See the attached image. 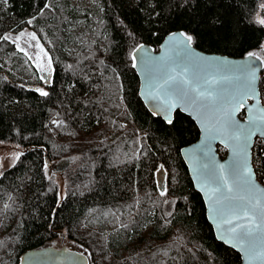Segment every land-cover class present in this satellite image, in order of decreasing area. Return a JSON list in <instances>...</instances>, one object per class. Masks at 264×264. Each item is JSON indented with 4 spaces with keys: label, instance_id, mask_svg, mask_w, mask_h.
I'll list each match as a JSON object with an SVG mask.
<instances>
[{
    "label": "trees",
    "instance_id": "obj_1",
    "mask_svg": "<svg viewBox=\"0 0 264 264\" xmlns=\"http://www.w3.org/2000/svg\"><path fill=\"white\" fill-rule=\"evenodd\" d=\"M260 19L264 0H0V143L25 148L13 166L0 161V264L60 236L90 264H241L217 240L181 155L199 139L196 123L149 112L133 56L181 31L206 53L264 61ZM26 30L50 56L49 84L10 40ZM260 89L264 104V71ZM253 164L264 185L259 138Z\"/></svg>",
    "mask_w": 264,
    "mask_h": 264
},
{
    "label": "water",
    "instance_id": "obj_2",
    "mask_svg": "<svg viewBox=\"0 0 264 264\" xmlns=\"http://www.w3.org/2000/svg\"><path fill=\"white\" fill-rule=\"evenodd\" d=\"M180 33L184 32L178 31L166 36L158 50L144 45L143 48L140 46L134 52L135 70L140 79V98L149 112L167 123L169 118L173 122L176 112L189 116L196 123L200 131L199 139L182 148L181 155L194 188L204 200L207 219L213 227L215 236L218 241L240 254L241 264H264V256L256 255L261 248H264V229H255L253 226L255 253L252 256L242 250L236 239V233L231 232V229L237 225L252 223L244 218V213L252 206L249 201L254 204L256 198H260L261 205H264V194L259 189L253 194L243 186L235 185L231 192L226 189L220 192L213 191L218 183H222V177H227V182L233 184L232 166L237 159V152L234 149H237L239 143L233 138L234 130L225 125V110H231V108L223 101L232 96L243 95L247 90L241 68L250 64L255 68L254 92H250L244 107L235 111V120L246 132L249 130L250 121L264 117L260 89L264 61L256 54L236 58L206 53L197 49L192 42L185 48L181 43L184 38L179 35ZM173 34L176 35L173 36ZM50 77L51 74L45 80L46 84L50 83ZM165 81H170L176 88L181 86L206 88L221 103L209 104L206 109H197L177 101L178 106L171 112H166L162 106L163 97L165 94L172 95V93L167 92L168 85ZM231 107L234 108V105ZM242 113H245L244 118L241 117ZM258 138L264 140V128H257L250 138L248 150L250 163L255 173L253 149ZM219 147L227 151L225 158L221 157ZM220 165L225 166L222 172L219 169ZM49 166L52 165L49 164ZM210 169L216 172V175L211 178L207 175ZM256 180L260 188L264 189L257 174ZM156 184L160 193L167 192V171L164 166L156 172ZM229 219L232 220L231 224L225 222ZM260 222V217L257 215L255 223ZM21 264H90V262L86 254L67 247L60 249L45 247L25 252L21 258Z\"/></svg>",
    "mask_w": 264,
    "mask_h": 264
},
{
    "label": "snow or ice",
    "instance_id": "obj_3",
    "mask_svg": "<svg viewBox=\"0 0 264 264\" xmlns=\"http://www.w3.org/2000/svg\"><path fill=\"white\" fill-rule=\"evenodd\" d=\"M258 22L264 25V19H260ZM29 23H31V21H29ZM175 35L176 34H173V36ZM179 35L184 38L181 43L187 48L191 44L193 37L184 33H180ZM31 37L33 40L37 39L35 33H32ZM3 38L8 39L7 36ZM141 48H143L142 45ZM21 51H23V49H21ZM41 51H43L42 46ZM249 55L255 56V53H250ZM133 59H135V56H133ZM241 72L245 77V88L247 90L244 91L243 95L232 96L226 101H223V103H226L231 108V110H225V125L227 128L234 130L233 138L239 142L237 149H234V151L237 152V159L232 166L233 184L227 182V177H222V183H218V186L213 191L220 192L222 189H226L228 192H231L235 185L243 186L247 191L253 194L259 189L260 192L264 194V189L260 188V185L257 183L256 173L250 163V152L248 150L250 148V138L255 133V130L257 128H264V117H260L259 120L254 119L250 121L249 130L246 132L240 128L239 122L235 120V111L244 107L246 99L249 98L250 92H254L255 68L250 64L245 65L242 66ZM165 84L168 85L167 92L172 93V95L165 94L163 97L162 106L166 112H171L173 108L177 107V101H182L186 106L197 109H206L209 104L215 105L221 103V101L214 97L206 88L184 86L176 88V86L170 81H165ZM39 91H41V95H47L46 92H43L42 90ZM232 105H234V108L231 107ZM168 122H172L171 118H169ZM224 167V165L219 166L221 172L224 170ZM207 175L211 178L216 175V172L214 169H210ZM161 194L163 195L164 193L162 192ZM249 203L252 206L245 211L244 218L249 219L252 223L249 225H237L231 229V232L236 233V239L239 241L242 250L245 251L246 254L252 256L255 253L253 226L255 229H264V205H261L260 198H256L254 204L251 201H249ZM257 215L260 217V223H255ZM225 222L231 224L232 220L229 219ZM256 255L264 256V248H261Z\"/></svg>",
    "mask_w": 264,
    "mask_h": 264
},
{
    "label": "rangeland",
    "instance_id": "obj_4",
    "mask_svg": "<svg viewBox=\"0 0 264 264\" xmlns=\"http://www.w3.org/2000/svg\"><path fill=\"white\" fill-rule=\"evenodd\" d=\"M83 5H90L94 2V0H78ZM33 32L31 31H22L21 33L14 34L10 36V40L13 41L18 49H23L22 52H24L29 59L32 61L34 67H36L41 75L43 80H47L49 77V73L51 70V60L50 56L45 50L43 44L41 43L40 39L36 35L37 39L33 40L31 37V34ZM39 45V46H38ZM41 46L43 48V51H41ZM31 57V58H30ZM46 84V83H45ZM25 152V148L18 144H12V143H0V161H1V167L2 168H8L13 166L20 156ZM67 161L70 160H63L60 163H58V166L61 168L60 170L63 171L64 165L68 164ZM52 169V166H50ZM59 169H57V172ZM158 171V170H157ZM169 174L167 171V178ZM56 180L59 182L61 189H60V201H62L64 195H65V186L66 181L63 178L62 173H59L55 176ZM168 182V180H167ZM168 188V186H167ZM166 194V193H165ZM163 194V195H165ZM168 202L170 203V199H168ZM170 203L169 205H171ZM168 206V205H167ZM47 247H54L57 249H60L62 247H67L70 250L78 251L81 253H84L87 255V253L79 246H77L74 242H71L69 239H64L61 236L54 239L52 242L48 244Z\"/></svg>",
    "mask_w": 264,
    "mask_h": 264
},
{
    "label": "flooded vegetation",
    "instance_id": "obj_5",
    "mask_svg": "<svg viewBox=\"0 0 264 264\" xmlns=\"http://www.w3.org/2000/svg\"><path fill=\"white\" fill-rule=\"evenodd\" d=\"M177 113V112H176Z\"/></svg>",
    "mask_w": 264,
    "mask_h": 264
}]
</instances>
